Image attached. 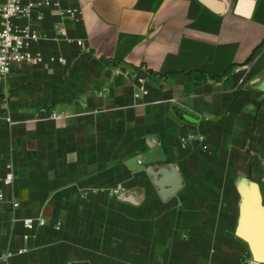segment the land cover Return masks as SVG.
Instances as JSON below:
<instances>
[{"label": "crops", "instance_id": "1", "mask_svg": "<svg viewBox=\"0 0 264 264\" xmlns=\"http://www.w3.org/2000/svg\"><path fill=\"white\" fill-rule=\"evenodd\" d=\"M38 1L16 21L44 60L0 83V264H241L240 203L264 173V0ZM170 163L184 184L163 198L149 167Z\"/></svg>", "mask_w": 264, "mask_h": 264}, {"label": "built area", "instance_id": "2", "mask_svg": "<svg viewBox=\"0 0 264 264\" xmlns=\"http://www.w3.org/2000/svg\"><path fill=\"white\" fill-rule=\"evenodd\" d=\"M52 0H42L44 4H50ZM41 2L38 0H0V83L7 80L13 65L15 64H39L44 60V55L40 50H34L32 45L40 39L39 32L29 24H20L16 21L18 16L29 15L32 10ZM71 15H75L77 10L68 9L66 11ZM61 31L66 32L62 27ZM79 43H82L79 40ZM59 60L65 63L67 60L59 57ZM135 96L142 97L148 93V87L143 77H138L135 84ZM60 114L56 111L52 112L51 117L57 118ZM4 177V181L10 184L14 180V172L12 167ZM259 183L264 187V173L261 175ZM117 191V189H116ZM19 203L14 202V206ZM44 222V219H40ZM25 225L32 228L35 218L27 217L24 219ZM27 248H19L18 253L26 251ZM12 251H5L1 254L0 259L7 260L12 255ZM241 264H264V262L256 260L252 255L244 257Z\"/></svg>", "mask_w": 264, "mask_h": 264}, {"label": "water", "instance_id": "3", "mask_svg": "<svg viewBox=\"0 0 264 264\" xmlns=\"http://www.w3.org/2000/svg\"><path fill=\"white\" fill-rule=\"evenodd\" d=\"M250 86L264 90V72L252 79ZM149 173L163 198L170 197L184 184L181 170L175 163L151 166ZM237 234L248 242L252 256L264 262V201L257 181L251 182L243 194Z\"/></svg>", "mask_w": 264, "mask_h": 264}]
</instances>
